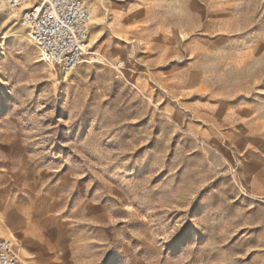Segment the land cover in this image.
Returning a JSON list of instances; mask_svg holds the SVG:
<instances>
[{
	"label": "rangeland",
	"instance_id": "374dc122",
	"mask_svg": "<svg viewBox=\"0 0 264 264\" xmlns=\"http://www.w3.org/2000/svg\"><path fill=\"white\" fill-rule=\"evenodd\" d=\"M84 1L70 72L0 15V237L22 264H264V0Z\"/></svg>",
	"mask_w": 264,
	"mask_h": 264
},
{
	"label": "built area",
	"instance_id": "2783aa9c",
	"mask_svg": "<svg viewBox=\"0 0 264 264\" xmlns=\"http://www.w3.org/2000/svg\"><path fill=\"white\" fill-rule=\"evenodd\" d=\"M5 5L10 11H20L18 20L45 63L70 72L84 61L91 22L90 8L84 0H0V15L5 13ZM0 264H22L13 242L2 237Z\"/></svg>",
	"mask_w": 264,
	"mask_h": 264
}]
</instances>
